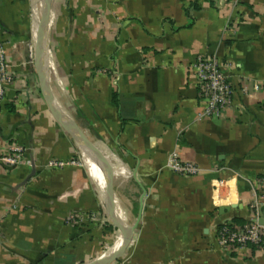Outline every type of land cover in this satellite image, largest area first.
<instances>
[{"label": "crops", "instance_id": "0c3cea01", "mask_svg": "<svg viewBox=\"0 0 264 264\" xmlns=\"http://www.w3.org/2000/svg\"><path fill=\"white\" fill-rule=\"evenodd\" d=\"M33 0H0V37L17 77L0 106V264H89L121 240L98 179L127 223L125 264H264V247L218 242L226 223L264 220V0H53L50 87L108 173L44 101L34 70ZM41 1L37 0L39 21ZM224 65L232 104L204 113L198 57ZM169 158L193 163L181 175ZM50 161L64 163L49 167ZM83 221L70 225L68 218ZM91 215L96 220H90ZM112 227V226H111Z\"/></svg>", "mask_w": 264, "mask_h": 264}, {"label": "built area", "instance_id": "2783aa9c", "mask_svg": "<svg viewBox=\"0 0 264 264\" xmlns=\"http://www.w3.org/2000/svg\"><path fill=\"white\" fill-rule=\"evenodd\" d=\"M34 65V64H33ZM17 65L9 59L3 40L0 37V106L5 96L17 77ZM200 87V97L204 102V113L209 117H221L232 104V89L227 80L224 65L216 57H198L193 65ZM11 152L4 154L0 161L9 167H16L22 163L23 148L15 146L10 148ZM168 167L175 173L189 176L199 172V168L193 163L181 162L176 158H169ZM49 167H62L63 162L50 161ZM251 218L243 226L226 223L218 230V242L227 251L240 252L249 250L252 246L257 249L264 247V225L259 223L257 196L254 195L250 203ZM90 220H96L91 215ZM83 221L80 215H71L68 218L70 225H77ZM113 264H125L118 260Z\"/></svg>", "mask_w": 264, "mask_h": 264}, {"label": "water", "instance_id": "95a60500", "mask_svg": "<svg viewBox=\"0 0 264 264\" xmlns=\"http://www.w3.org/2000/svg\"><path fill=\"white\" fill-rule=\"evenodd\" d=\"M52 3L53 0L43 1L41 8L42 14L37 24L34 39L33 64L35 73L38 77L40 93L52 114L71 133L78 145L89 153L91 159L100 167L102 171L108 173V168L103 158H101V156L93 150L87 135L68 115L60 109L50 87L48 70L50 54L48 46V31ZM101 195L108 223L115 229L119 230L122 241L118 249L100 256L89 264H113L121 259L126 249L131 244L134 233L140 222V216L133 224H128L121 220L115 207L113 197L116 198V196L111 185L105 184ZM259 223L264 225V220L260 219Z\"/></svg>", "mask_w": 264, "mask_h": 264}, {"label": "bare ground", "instance_id": "6f19581e", "mask_svg": "<svg viewBox=\"0 0 264 264\" xmlns=\"http://www.w3.org/2000/svg\"><path fill=\"white\" fill-rule=\"evenodd\" d=\"M36 4H37V0H33V24H32V27H33V31H34V36H35V33H36V29H37V24H38V20L36 19ZM82 149V153H83V156H84V160L88 163V165L91 167V170L93 171L94 175L97 177V174H96V169H95V165L93 163V160L91 159L89 153L84 150L83 148ZM98 179V177H97ZM99 183H100V187H101V191L104 190V187L105 185L98 179ZM114 203H115V207H116V210L118 211L119 215H120V218L122 221H124L125 223H127L126 219L124 218V216L121 215V209L120 207L118 206V204L116 203V201L114 200ZM121 241L122 239L118 240L117 243L115 245H113L112 248H110V250L107 252H112V251H115L116 249H118L121 245Z\"/></svg>", "mask_w": 264, "mask_h": 264}, {"label": "trees", "instance_id": "16d2710c", "mask_svg": "<svg viewBox=\"0 0 264 264\" xmlns=\"http://www.w3.org/2000/svg\"><path fill=\"white\" fill-rule=\"evenodd\" d=\"M233 224L236 225V226H243V225L246 224V222H245V221H242V220H235V221L233 222ZM108 230H109V231H112V230H113V227L109 226V227H108ZM252 249H256V247L252 246ZM123 255H124V254H123ZM122 257H123V256H122Z\"/></svg>", "mask_w": 264, "mask_h": 264}, {"label": "rangeland", "instance_id": "374dc122", "mask_svg": "<svg viewBox=\"0 0 264 264\" xmlns=\"http://www.w3.org/2000/svg\"><path fill=\"white\" fill-rule=\"evenodd\" d=\"M41 1V8H42V4H43V1L44 0H40ZM41 14H42V9L40 10V15H39V19H40V17H41ZM33 58H34V56H33ZM133 222V220H129L128 221V224H131Z\"/></svg>", "mask_w": 264, "mask_h": 264}]
</instances>
